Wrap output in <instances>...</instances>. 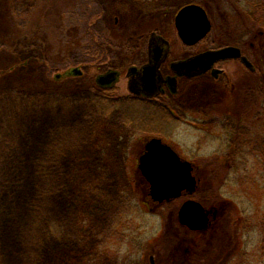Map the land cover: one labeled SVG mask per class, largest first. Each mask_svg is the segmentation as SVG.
Here are the masks:
<instances>
[{
  "label": "rangeland",
  "instance_id": "obj_1",
  "mask_svg": "<svg viewBox=\"0 0 264 264\" xmlns=\"http://www.w3.org/2000/svg\"><path fill=\"white\" fill-rule=\"evenodd\" d=\"M249 1L0 0V264H75L80 243H88L92 258H107L103 264H264V163L248 148L232 167V132L221 121L229 105L232 116L248 121L251 88L263 69L262 29L253 34L242 12ZM188 3L203 5L213 23L193 47L184 46L175 25ZM85 10L101 14L107 42L86 34ZM154 33L176 55L228 43L254 65L249 73L240 59L227 58L216 62V73L190 79L198 84L191 93L221 85V99L207 106L218 109L216 121L199 128L190 125L201 119L193 111L164 119L149 102L94 99L102 89L95 80L115 66L121 78L110 94L131 95L126 68L144 62ZM90 52L98 62H78ZM71 67L81 72L55 78ZM151 136L163 137L198 166L202 181L191 197L220 208L206 232L187 233L178 223L185 197L147 202L148 184L137 165ZM208 160L219 167L209 169ZM89 220L91 238L84 239ZM183 236L199 245L184 252Z\"/></svg>",
  "mask_w": 264,
  "mask_h": 264
},
{
  "label": "flooded vegetation",
  "instance_id": "obj_2",
  "mask_svg": "<svg viewBox=\"0 0 264 264\" xmlns=\"http://www.w3.org/2000/svg\"><path fill=\"white\" fill-rule=\"evenodd\" d=\"M182 43L184 44L185 47H193L197 45L199 42L193 45L186 44L183 41ZM244 43H247V42L244 41ZM231 45L232 44H228V43L220 44L214 47H210L208 50L220 49V48L231 46ZM139 46L140 45L138 44V47ZM232 46H236L240 49L239 54L230 56V57L218 58L214 62V64L211 66V68L208 69V71L210 70L211 72L216 73L217 69L215 70L213 69L216 62L219 60L227 59V58L240 59L241 62L244 64L246 71H248L249 73H251L255 69L254 65L251 63L248 57L243 54L241 47L237 45H232ZM124 47H125V44H123V48ZM161 49H162V57H161V62L158 68L159 77H160L159 82H158V87L155 90V92H150L149 86L144 82L143 77H142L143 67L146 64H148L153 59V57H155V55L161 52L159 51ZM194 55L187 54V53L176 55L173 53L171 44L164 36L158 35L155 33L152 34V37L151 39H149L148 44H147L146 59L144 60V62L140 63L137 66L129 65L126 68L125 77L127 79V87L130 90L131 95H124V96H118V97L115 96V98H124L129 101H132L133 103H136L138 101L149 102L151 105L165 112L164 113L165 115L163 117L164 119H167L168 116L170 119H173V118L180 119L182 118L181 115L186 116L188 114V111L196 112L200 114L199 116L201 117V119L197 123H195L194 121L190 122V125L196 124L199 128H204V126H206L207 123L216 121V117H214V114L216 111H218V109L215 107L208 108L207 106L210 105L214 101L213 99L214 97H216V99L218 98L221 99V89L222 88L220 84L213 85L214 86L213 88H210L211 86L208 87L207 85L206 86L203 85L202 88L201 86L198 87L200 90V93H197L196 91L193 93L190 92L191 87L193 86L195 87V85H198L197 81H190V79L192 77L202 75L205 72L204 71H203L204 73L197 72V71H200L199 69H193V70L187 69L186 70L182 68H177L176 66H174V62H177L179 60L188 59ZM112 65H114V63H112ZM80 72L81 71L79 68L78 69L76 68V70L71 68L69 70V74H77ZM112 75H113V78H112ZM64 77L65 76L61 75L60 73L59 74L57 73V75L55 76V78H57L58 81ZM118 78H121V74L120 72H118V66H115L114 68L112 67V69H109L108 71H106L104 75L99 76L97 80L95 81L97 83H100L102 86L101 87L102 89H100L99 91H102L107 98H111V97L114 98V96L110 94L111 93L110 89L114 86V83ZM90 81L92 82V80ZM90 81L87 83H84V85L86 84L92 85ZM231 112H232L231 110L227 109L226 112L223 113L224 117L221 119V121H222L224 130L232 132V136H231V141H232L236 137V132L241 131L243 129H247L250 126L251 120H250V117L247 122H246V119H244L243 117H237L236 119V117H234L236 116L234 112L232 113ZM250 114H251V109L248 115ZM195 119L197 118H194L193 120ZM147 141L148 139L146 138L139 150L140 155L145 152V146H146ZM163 141L166 142L164 139ZM139 157H138V163H139ZM182 158L188 159L185 157H182ZM190 161L192 162L193 167H194L193 174L198 179V188H197L198 190L200 183L202 181L201 180L202 178L198 174L199 171H198V166L196 165V163L192 160ZM137 172L146 181L144 175L140 172L138 165H137ZM147 184H148V190H149V183L147 182ZM147 194H149V191ZM193 194H189L188 192L183 191L180 196L171 198L170 200H164L162 202L153 200L149 194L150 198L148 199L147 202L153 203L155 205H161L162 203L171 202L172 200H175L181 197H185L184 199L185 201L188 198H193L191 197V195ZM184 201H182L181 203H183ZM211 209H212L211 216L215 221L217 216L220 213V208L213 206L211 207ZM177 219H178V223L180 224V226L184 227L187 233H189V231H194L196 233L198 232L204 233L212 226V223H213L212 222L211 225L207 229L192 230L188 226L180 223L178 215H177ZM179 240L180 241L178 243L180 244L181 247L184 246V243H185V246L183 249L184 252L187 250H193L194 246L199 245L197 241L195 242L193 241V243L195 244L189 243L187 238L184 236L181 239L179 238Z\"/></svg>",
  "mask_w": 264,
  "mask_h": 264
},
{
  "label": "water",
  "instance_id": "obj_3",
  "mask_svg": "<svg viewBox=\"0 0 264 264\" xmlns=\"http://www.w3.org/2000/svg\"><path fill=\"white\" fill-rule=\"evenodd\" d=\"M175 25L182 41L193 45L202 40L212 29V21L207 10L198 3L182 6L176 16ZM143 67V80L150 92H155L159 82V64L162 49ZM240 49L228 46L217 50H207L188 59L174 62L182 69H199L203 72L211 68L218 58L238 55ZM76 70V68H75ZM113 78V75H112ZM138 168L150 186L153 200L162 202L178 197L183 191L193 194L198 186V179L193 174V164L183 159L179 153L161 137H151L145 146V152L139 157ZM211 208L204 206L197 199L189 198L181 205L178 218L180 223L192 230L207 229L211 225Z\"/></svg>",
  "mask_w": 264,
  "mask_h": 264
},
{
  "label": "trees",
  "instance_id": "obj_4",
  "mask_svg": "<svg viewBox=\"0 0 264 264\" xmlns=\"http://www.w3.org/2000/svg\"><path fill=\"white\" fill-rule=\"evenodd\" d=\"M236 10V9H234ZM242 12H245L248 14L247 24L252 28V33L256 34L257 30L262 29L260 31V35H264V0H250L248 3V8L246 10H242ZM86 13V15H85ZM100 13V12H99ZM85 20V24H83V28L86 31V34L92 35L94 38V42L100 43V42H107L108 38L105 37L103 32V25L101 23V14H91L89 11L84 12L83 16ZM100 31V35H95L96 31ZM257 36V35H256ZM84 49L89 50L90 47H84ZM86 50V52H88ZM92 56H84L78 58V62L83 63H89V62H98L94 56L96 52H90ZM99 59V58H97ZM264 61V56L262 59ZM56 69V68H55ZM59 70V68H58ZM69 70V69H68ZM67 70V71H68ZM66 72V71H65ZM64 71L63 73L66 74ZM87 85V84H86ZM81 86H85L84 84H81ZM234 91H230L227 94L233 93ZM251 95L254 99V105L251 107V114L248 115L250 117V126L247 129H243L241 131L236 132V137L233 140V143H231V151L229 153V158L231 157V164L232 167L236 166L237 160L240 159L242 155L246 153L245 149L250 148L252 152H256V155L262 162L264 163V64L263 69H260L259 72V79L256 80V83L254 84L253 88H251ZM257 95V98L255 97ZM94 99L98 103H105L110 105H119L121 103L125 104L126 102H129V100L124 98H107L105 94L102 91H96V94L94 95ZM231 105H229L230 110ZM232 113V112H231ZM208 168L213 170L215 166L219 167V163L216 160H208L207 162ZM87 169L91 170V167H86ZM84 169H80L82 171ZM86 171L83 173L85 177H89V175ZM214 195L219 194L218 191H214ZM124 204V203H121ZM89 224L93 225V222L89 220L88 224L83 225V228L87 227L88 231L85 235L84 239L91 238V232H92V226L89 227ZM91 229V231H90ZM87 241V240H86ZM78 256L74 257L73 260H75V264H103L102 261L107 260V258H104L102 256L98 257H91L92 253L91 250H89L88 243H80L77 247ZM96 258V259H95ZM61 258H58L60 260ZM100 259V260H98ZM65 260V259H64ZM71 261V259L69 258ZM73 263V261H71Z\"/></svg>",
  "mask_w": 264,
  "mask_h": 264
}]
</instances>
